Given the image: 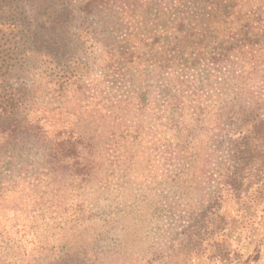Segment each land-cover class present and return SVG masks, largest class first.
Returning a JSON list of instances; mask_svg holds the SVG:
<instances>
[{
    "label": "trees",
    "instance_id": "1",
    "mask_svg": "<svg viewBox=\"0 0 264 264\" xmlns=\"http://www.w3.org/2000/svg\"><path fill=\"white\" fill-rule=\"evenodd\" d=\"M263 62L264 0H0V262L79 264L56 231L117 206L134 157H187L213 97L262 101Z\"/></svg>",
    "mask_w": 264,
    "mask_h": 264
},
{
    "label": "rangeland",
    "instance_id": "2",
    "mask_svg": "<svg viewBox=\"0 0 264 264\" xmlns=\"http://www.w3.org/2000/svg\"><path fill=\"white\" fill-rule=\"evenodd\" d=\"M258 70L246 82L250 88L264 77V62ZM211 100L214 123L193 135L185 131L187 157H134L119 176L117 206L106 204L112 197L106 193L87 204L98 216L56 231L51 241L64 259L89 264L92 249H102L105 264H264V97L233 110ZM177 175L186 179L184 187L172 184ZM227 175L236 178L229 191L222 189Z\"/></svg>",
    "mask_w": 264,
    "mask_h": 264
}]
</instances>
